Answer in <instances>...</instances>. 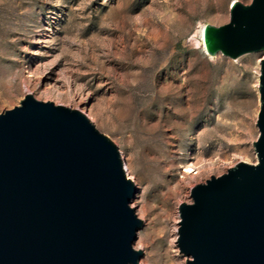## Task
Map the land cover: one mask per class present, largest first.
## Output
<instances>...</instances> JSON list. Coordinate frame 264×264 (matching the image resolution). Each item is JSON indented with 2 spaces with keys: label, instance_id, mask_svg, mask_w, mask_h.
Here are the masks:
<instances>
[{
  "label": "rangeland",
  "instance_id": "obj_1",
  "mask_svg": "<svg viewBox=\"0 0 264 264\" xmlns=\"http://www.w3.org/2000/svg\"><path fill=\"white\" fill-rule=\"evenodd\" d=\"M234 1L0 0V113L31 93L78 109L112 140L145 220L133 244L140 264H185L181 201L257 162L264 52L231 59L203 43L204 26L229 22Z\"/></svg>",
  "mask_w": 264,
  "mask_h": 264
},
{
  "label": "water",
  "instance_id": "obj_2",
  "mask_svg": "<svg viewBox=\"0 0 264 264\" xmlns=\"http://www.w3.org/2000/svg\"><path fill=\"white\" fill-rule=\"evenodd\" d=\"M229 14L204 26L207 54L264 52V0L234 1ZM258 82L257 162H237L181 201L185 264H264V56ZM136 192L117 146L78 109L27 93L0 113V264H140Z\"/></svg>",
  "mask_w": 264,
  "mask_h": 264
},
{
  "label": "bare ground",
  "instance_id": "obj_3",
  "mask_svg": "<svg viewBox=\"0 0 264 264\" xmlns=\"http://www.w3.org/2000/svg\"><path fill=\"white\" fill-rule=\"evenodd\" d=\"M125 169H126V172H127L128 171V168L126 166H125ZM187 171H190V170H187ZM126 175H128V173Z\"/></svg>",
  "mask_w": 264,
  "mask_h": 264
}]
</instances>
